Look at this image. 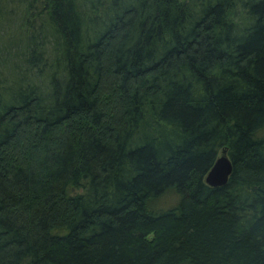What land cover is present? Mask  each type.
<instances>
[{"label": "trees", "instance_id": "obj_1", "mask_svg": "<svg viewBox=\"0 0 264 264\" xmlns=\"http://www.w3.org/2000/svg\"><path fill=\"white\" fill-rule=\"evenodd\" d=\"M0 264H264V0H0Z\"/></svg>", "mask_w": 264, "mask_h": 264}, {"label": "water", "instance_id": "obj_2", "mask_svg": "<svg viewBox=\"0 0 264 264\" xmlns=\"http://www.w3.org/2000/svg\"><path fill=\"white\" fill-rule=\"evenodd\" d=\"M233 170L231 160L226 154V150L222 149L215 159L214 163L204 176V181L209 186L224 185Z\"/></svg>", "mask_w": 264, "mask_h": 264}, {"label": "rangeland", "instance_id": "obj_3", "mask_svg": "<svg viewBox=\"0 0 264 264\" xmlns=\"http://www.w3.org/2000/svg\"><path fill=\"white\" fill-rule=\"evenodd\" d=\"M171 198V197H170ZM171 200H172V198H171ZM166 202H169V201H167V200H163L162 202H160V204L162 203V205H166ZM156 206L158 207V204L156 203Z\"/></svg>", "mask_w": 264, "mask_h": 264}]
</instances>
